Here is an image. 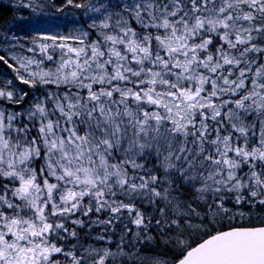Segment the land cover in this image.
Listing matches in <instances>:
<instances>
[{"label":"snow or ice","instance_id":"obj_1","mask_svg":"<svg viewBox=\"0 0 264 264\" xmlns=\"http://www.w3.org/2000/svg\"><path fill=\"white\" fill-rule=\"evenodd\" d=\"M11 7L0 264H264V0Z\"/></svg>","mask_w":264,"mask_h":264},{"label":"trees","instance_id":"obj_2","mask_svg":"<svg viewBox=\"0 0 264 264\" xmlns=\"http://www.w3.org/2000/svg\"><path fill=\"white\" fill-rule=\"evenodd\" d=\"M3 5L7 6H0V30L11 28L19 31L17 26L23 24L20 19V13H26L27 10L15 9L11 7V4L3 3Z\"/></svg>","mask_w":264,"mask_h":264},{"label":"rangeland","instance_id":"obj_3","mask_svg":"<svg viewBox=\"0 0 264 264\" xmlns=\"http://www.w3.org/2000/svg\"><path fill=\"white\" fill-rule=\"evenodd\" d=\"M2 2L5 4H9V5L11 4L12 5L15 2V0H2Z\"/></svg>","mask_w":264,"mask_h":264}]
</instances>
